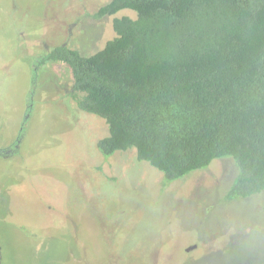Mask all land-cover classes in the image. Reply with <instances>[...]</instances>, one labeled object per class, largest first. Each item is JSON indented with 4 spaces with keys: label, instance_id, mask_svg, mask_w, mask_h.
Returning <instances> with one entry per match:
<instances>
[{
    "label": "rangeland",
    "instance_id": "374dc122",
    "mask_svg": "<svg viewBox=\"0 0 264 264\" xmlns=\"http://www.w3.org/2000/svg\"><path fill=\"white\" fill-rule=\"evenodd\" d=\"M109 1L0 0V264H261L263 195L225 198L231 158L168 182L133 148L104 155L69 66L37 65L56 46L92 55L136 17L95 18Z\"/></svg>",
    "mask_w": 264,
    "mask_h": 264
},
{
    "label": "trees",
    "instance_id": "16d2710c",
    "mask_svg": "<svg viewBox=\"0 0 264 264\" xmlns=\"http://www.w3.org/2000/svg\"><path fill=\"white\" fill-rule=\"evenodd\" d=\"M123 9L136 17H114L94 54L37 60L69 66L77 107L107 124L99 151L133 148L168 182L229 157L225 198L264 202V0H110L94 17Z\"/></svg>",
    "mask_w": 264,
    "mask_h": 264
},
{
    "label": "water",
    "instance_id": "95a60500",
    "mask_svg": "<svg viewBox=\"0 0 264 264\" xmlns=\"http://www.w3.org/2000/svg\"><path fill=\"white\" fill-rule=\"evenodd\" d=\"M192 247H194V246H192ZM191 248V247H190ZM190 248H187L186 250H188V249H190Z\"/></svg>",
    "mask_w": 264,
    "mask_h": 264
}]
</instances>
